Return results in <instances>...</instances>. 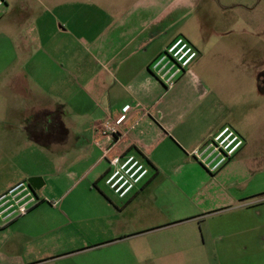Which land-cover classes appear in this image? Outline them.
Wrapping results in <instances>:
<instances>
[{
    "label": "crops",
    "instance_id": "0c3cea01",
    "mask_svg": "<svg viewBox=\"0 0 264 264\" xmlns=\"http://www.w3.org/2000/svg\"><path fill=\"white\" fill-rule=\"evenodd\" d=\"M29 1L0 10V194L30 176L43 185L24 215L0 220V264L260 262L264 169L246 175L237 102L222 97L221 68L246 45L215 29L213 4ZM177 36L197 56L166 88L150 64ZM253 86L264 92L261 75ZM125 106L126 133H103ZM224 125L244 143L210 173L190 151ZM125 154L149 172L118 198L103 179L109 157Z\"/></svg>",
    "mask_w": 264,
    "mask_h": 264
},
{
    "label": "built area",
    "instance_id": "2783aa9c",
    "mask_svg": "<svg viewBox=\"0 0 264 264\" xmlns=\"http://www.w3.org/2000/svg\"><path fill=\"white\" fill-rule=\"evenodd\" d=\"M5 2L0 0V10ZM197 56V50L183 36L175 37L151 62V72L170 88L178 77L189 70ZM130 106H125L115 119H106L101 131L114 139L126 133L123 129L128 119ZM243 138L229 125H224L210 138L190 151L208 172L214 173L242 147ZM110 169L103 181L105 186L118 198L132 192L148 175L149 168L144 161L133 154L114 155L108 159ZM36 193L26 180H20L0 194V220L9 221L24 215L36 202Z\"/></svg>",
    "mask_w": 264,
    "mask_h": 264
},
{
    "label": "rangeland",
    "instance_id": "374dc122",
    "mask_svg": "<svg viewBox=\"0 0 264 264\" xmlns=\"http://www.w3.org/2000/svg\"><path fill=\"white\" fill-rule=\"evenodd\" d=\"M50 2L52 0H46L45 4ZM29 3L34 4L33 0ZM204 4H213L212 9L218 22L216 30L229 31L233 38L232 43H235L237 48L246 45L243 58L231 56L228 63H224L221 68V74L224 76L222 97L227 103L237 102V127L247 135L248 142L238 156L247 155L252 159V169L249 171V168L246 175L256 174L258 166L264 169V92H256L253 86H257L259 75L264 80V0H204ZM178 11L181 14V11ZM177 16L175 11V17ZM194 22V16L191 14L189 31L194 35L192 37H197L199 30ZM106 190L110 192L107 188ZM250 264H264V256L260 262L255 260Z\"/></svg>",
    "mask_w": 264,
    "mask_h": 264
},
{
    "label": "water",
    "instance_id": "95a60500",
    "mask_svg": "<svg viewBox=\"0 0 264 264\" xmlns=\"http://www.w3.org/2000/svg\"><path fill=\"white\" fill-rule=\"evenodd\" d=\"M26 181L29 183L30 187L37 191L40 189V187L43 185V180L39 176H30L26 179Z\"/></svg>",
    "mask_w": 264,
    "mask_h": 264
}]
</instances>
